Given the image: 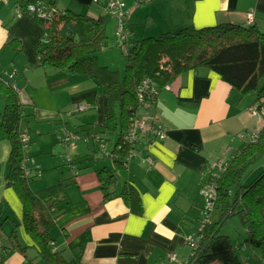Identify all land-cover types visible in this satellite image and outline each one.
<instances>
[{
    "label": "crops",
    "instance_id": "0c3cea01",
    "mask_svg": "<svg viewBox=\"0 0 264 264\" xmlns=\"http://www.w3.org/2000/svg\"><path fill=\"white\" fill-rule=\"evenodd\" d=\"M146 1L149 7L140 10V0H122V11L125 12L122 20L127 24L125 32L130 31L128 27L133 23L153 28L154 23L147 21H151L150 11L155 14L154 7L159 15L168 5L172 10L164 19L177 17L173 24L167 19L169 28L166 20L161 22L163 32L179 23L182 13L190 12L185 5L178 7L175 0H160L156 6L150 0ZM94 2L53 0L52 3L63 13L83 14ZM15 13L10 3L0 0V56L7 42L6 26L23 46L24 52L15 57V67L13 71H6V75L16 71L15 76L22 68L30 67L24 75L26 83L31 84L30 74L36 72L45 82L47 95L42 104L36 96L41 86L33 87L30 99L28 96L23 99L27 104L19 133L29 139L24 150L28 154L27 166L32 175L39 177L30 184V189L37 192L64 182L63 199L59 204L64 210L56 229L51 231L55 249L62 251L64 256L79 259L82 264H184L191 255L187 240L192 233L193 217L189 211L204 206L202 192L211 177L248 142L242 134L251 129L246 123L250 112L238 108V105L227 104L230 87L213 72L204 69L189 72L178 77L157 96L153 115L156 122L162 124L163 134L137 144L133 156L122 169L117 170L114 162L113 169L103 166L99 159L112 158L113 151L105 145L106 136L101 134L106 115L104 90L85 75L61 74L40 67L36 46L42 30L27 16L12 19ZM190 13L196 28L221 23L241 25L251 13L252 25L264 31V0H198ZM117 18H111L115 32ZM133 18L137 20L132 21ZM131 33L135 37L133 30ZM23 90L27 93L26 88ZM3 109L5 105L0 106V114ZM54 123L73 126L70 129L62 126L59 131ZM73 128L78 129L73 135L82 133V143L86 146L81 149L79 144L69 145ZM1 133L0 126V212L10 219L12 230L14 224L20 223L22 204L6 184L11 145ZM59 140L63 143L64 154L54 148ZM100 154L101 158L98 157ZM83 157L86 159L81 160L83 165H79L78 159ZM67 162L76 167L72 170ZM64 163L69 170L59 174ZM84 166L88 168L80 170ZM101 169H108L116 176L115 185L110 188L116 197L106 202H103L97 177ZM126 186L138 195L142 208L140 214L130 212L118 196ZM17 230L21 244L27 247L26 254L31 251L30 256L14 252L4 264H25L26 260L35 258L33 243L21 223ZM9 233L2 226L0 247L5 245ZM173 254L174 259L171 258Z\"/></svg>",
    "mask_w": 264,
    "mask_h": 264
},
{
    "label": "trees",
    "instance_id": "16d2710c",
    "mask_svg": "<svg viewBox=\"0 0 264 264\" xmlns=\"http://www.w3.org/2000/svg\"><path fill=\"white\" fill-rule=\"evenodd\" d=\"M5 1L14 7L16 17L27 16L41 28L42 35L36 46L40 67L61 74L85 75L104 90L106 115L101 134L116 136L112 158L117 159L114 160L117 170L126 165L137 146L126 137L141 122L139 112L143 109L153 112L159 92L189 72L204 69L216 74L230 87L226 98L229 106H237L248 94H255L254 103L248 109L264 115V31L252 25L253 22L196 28L190 12L198 0H175L178 7L185 5L190 12L182 13L180 22L159 37L136 39L131 31H123L127 25L123 20L122 38L116 37V43L125 52L126 67L123 75H119L99 66L96 60L97 54L110 45L106 22L114 18L107 12L103 0H95L83 14L63 13L55 8L53 0ZM31 9L46 12L49 18L40 19ZM5 29L8 34L4 52L12 49L21 54L22 45L6 26ZM44 38L48 43L41 45ZM13 74H4L7 77L3 78L0 72V97L5 102L0 126L3 139L11 145L6 184L22 204L19 222L36 251L35 258L26 260L25 264H82L77 258H65L62 251L55 249L51 235L64 210L59 207L64 186L56 184L37 192L29 187L39 177L32 175L28 168V154L20 142L19 127L27 101H21L20 91L13 84ZM151 139L149 136L147 140ZM85 159H78V164L83 165L81 160ZM67 164L72 170L76 167L73 163ZM97 177L103 202L116 197L110 191L116 182L115 174L101 169ZM209 184L214 195L210 207L189 211L193 217L190 235L194 236L195 247L190 248L191 255L184 264H245L242 254L264 264V123L211 177ZM118 196L130 212L141 213L140 199L134 189L126 186ZM232 217H238L243 235L236 246L229 237L220 234L221 227ZM7 219L0 212V231ZM20 223L0 247V264L14 252L28 257L27 247L21 244L18 235Z\"/></svg>",
    "mask_w": 264,
    "mask_h": 264
},
{
    "label": "rangeland",
    "instance_id": "374dc122",
    "mask_svg": "<svg viewBox=\"0 0 264 264\" xmlns=\"http://www.w3.org/2000/svg\"><path fill=\"white\" fill-rule=\"evenodd\" d=\"M125 1H129V0H125ZM150 1L152 3H154V6H156L155 5L156 3H160V0H150ZM147 2L148 1H146V0H140L139 9L142 10V9L149 7L150 4H148ZM153 10H154L155 14L150 11L149 15L151 17V21H150V19H148V21H147V23H152V22L154 23L153 28H150V26L147 24H145V26H144V24H141V23H133L132 25L130 24V26L128 27L130 29V31L133 30L135 32V37L137 39H141L142 37H159L163 33V31L160 30V28H161V22L164 20H166L167 27L169 28V21L167 19L168 18L170 19V17H167V19H164V18L166 17V15L169 14V12H170V10H172V8L167 5L163 12H159V15H158V11H156L155 7ZM16 18L17 17H16V13H15V15L12 19H16ZM109 18H111V17H109ZM176 19H177L176 15L171 16V19H170L171 23L173 24L176 21ZM133 20H137V19L133 18L132 21ZM245 23H246V17H245ZM106 24H107L106 34L108 35L110 45L108 46V48H106L105 50H103L102 52L97 54V59H96L97 64L99 66L106 67L109 71H114L116 73L118 72L119 75H123L125 67H126V63H125V59H124V53L125 52L121 48L122 45L118 46L116 43L117 38L115 35V31H114L115 26H113V20L109 19V21H107ZM118 24H119V22H118ZM150 32H151V34H150ZM142 33H143V35H142ZM38 42H40V40H38ZM47 43H48V39L44 38L43 44L41 43V45H44V44L46 45ZM6 52H7L6 54H4V52H3V54L0 56V65H1L0 66V72H3V75L6 74V71L7 72L13 71L12 68L15 67L14 61L17 60V58H15V57L20 55V54L17 55V53H15V51L12 49H10L9 51H6ZM22 54H24V52ZM48 69H50V68H48ZM28 70H30V67H27L26 69L22 68V70H20V72L16 73L15 82L13 84L20 91L19 97L21 98L22 102H23V99L27 98V96H28V99H30L29 94H31V90L33 89L34 86H41V88L39 90H37L36 96L38 95L39 103L42 104L43 100L45 98V95H47V91L45 90V82L41 81L39 79L40 75H39V73L36 72V73L30 74V77H31L30 83L31 84H27L24 75H27L26 72ZM50 70L53 71L52 69H50ZM14 72H16V71H14ZM53 72H55V71H53ZM5 77H7V76L4 75L3 78H5ZM25 88L27 90V93L23 90ZM255 98H256L255 94H248L240 102V104L237 106L240 109H244V110L247 109L250 112L247 115L248 120L246 121V123L250 126L251 129H250L249 133L244 132L242 134V137H244V139H246L245 141H248L253 133H256L257 131H259L260 128L262 127L263 123H264V115H262L258 111L257 112L256 111H250L248 109V106H251L254 103ZM1 105L2 106L5 105V102L2 99V97H0V106ZM3 110H2V112H3ZM139 117L141 119V122L144 121L142 126L144 127L143 130H145V131L150 130L153 123L157 124V122H156L157 120L154 117L153 112H147L146 109H143V111L141 110L139 112ZM54 125L59 127V129H58L59 131H60L62 126L65 128L69 127L68 129H70V127L73 126V124H70V123H67V126L62 125L61 123H54ZM19 129H20V127H19ZM77 130L78 129L73 128L71 131L72 135H73V132H75ZM62 132H63V130H62ZM81 135H82V133L77 132L76 135L70 136L69 145L71 146V145L79 144L80 149H81V146H86L85 143H82L83 140H82ZM25 137L27 138V141H28L29 140L28 137L26 135H25ZM58 137L59 138L62 137L60 132H59ZM105 139L107 140V141L105 140V142H106L105 145L108 147L109 150H111L114 146L116 136L108 134V135H106ZM62 144H63L62 141L59 140L58 143H56L54 145V148L58 152L60 151L64 154L65 151H64ZM27 145H28V143H27ZM98 157L101 158L102 155L100 154V155H98ZM99 158H96V160ZM99 162L101 164H103V166L108 165V168L110 167L113 169V162L114 161L112 158L102 157L101 159H99ZM59 164H61V163L59 162ZM66 166H67V164L64 163V165L61 168H59V171H58L59 174L61 171H68L69 170L68 166L67 167ZM218 172L219 171H217L216 174ZM59 183L60 184L62 183V185H64V182H59ZM9 221H10V219H8L2 225L3 230L6 232L11 231V225H10ZM14 225H16V224H14ZM220 234L226 235L227 237H229V240L231 241V243L234 246H236L239 242H241L243 240V235H241L242 234L241 225L239 223L238 217H232L227 222H225V224L221 227ZM30 252L31 251H29L27 253L28 256H30ZM241 256H242V259L245 262V264H253L251 259H250L251 261H248L249 258L247 257L246 254H242ZM65 257L68 259L72 258V257H69L67 254ZM260 264H262V263H260Z\"/></svg>",
    "mask_w": 264,
    "mask_h": 264
},
{
    "label": "built area",
    "instance_id": "2783aa9c",
    "mask_svg": "<svg viewBox=\"0 0 264 264\" xmlns=\"http://www.w3.org/2000/svg\"><path fill=\"white\" fill-rule=\"evenodd\" d=\"M106 4V10L110 13V15L112 17L117 16L118 18V22H119V29L116 31V37L122 38V18L125 15V12L123 13L122 11V7H123V3L122 0H103ZM35 11L36 15L38 18L40 19H48L49 15L46 12L40 11V10H35V9H31V11ZM246 22L247 23H252L253 22V17L252 14L249 13L246 15ZM124 31V30H123ZM85 107H80V109H84ZM143 123L142 122H137L135 124V126L129 131L128 135H127V139L134 141L135 143L139 144L142 140H146L148 139V137L150 136L151 138H155L158 137L159 135L163 134V128L162 125H159L158 123H153L150 130L145 131L143 130ZM20 142L24 148V150L26 149L27 146V138L25 137V135H20ZM23 166H25V161H23ZM222 166H219V171L221 170ZM28 173V172H27ZM214 176V175H213ZM204 198H205V204L204 207L207 209L210 207L211 205V200L213 199V189L210 186V184H208L205 188V190L202 192ZM187 245L189 246V248H193L195 247V239L194 236L189 235L188 240H187ZM172 259L175 258L174 254L171 256Z\"/></svg>",
    "mask_w": 264,
    "mask_h": 264
}]
</instances>
